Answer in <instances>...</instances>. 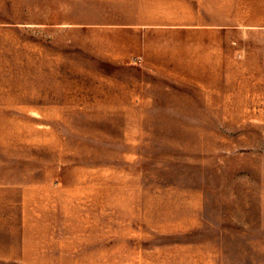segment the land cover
Wrapping results in <instances>:
<instances>
[{
  "label": "rangeland",
  "instance_id": "rangeland-1",
  "mask_svg": "<svg viewBox=\"0 0 264 264\" xmlns=\"http://www.w3.org/2000/svg\"><path fill=\"white\" fill-rule=\"evenodd\" d=\"M24 241L264 264V0H0V244Z\"/></svg>",
  "mask_w": 264,
  "mask_h": 264
},
{
  "label": "crops",
  "instance_id": "crops-1",
  "mask_svg": "<svg viewBox=\"0 0 264 264\" xmlns=\"http://www.w3.org/2000/svg\"><path fill=\"white\" fill-rule=\"evenodd\" d=\"M2 245L4 244H0V249H3V252L0 251V259L4 260V261H8L11 263H15V264H37V262H35V257L34 255V249H37L39 247H35V244L31 241H24V242H18L16 244H13V246H5L3 247ZM12 245V244H10ZM14 245H16L14 247ZM7 249V250H5ZM41 259L43 260L42 263H46L49 264V259L50 257L53 259H59V261L57 263H60L61 260V256H56L53 255L55 253L51 255H49V252H44L42 251L41 253ZM65 255V254H63ZM56 263V262H54Z\"/></svg>",
  "mask_w": 264,
  "mask_h": 264
}]
</instances>
